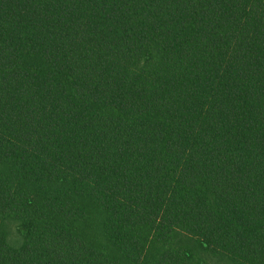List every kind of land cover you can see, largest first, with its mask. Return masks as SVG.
<instances>
[{
    "label": "trees",
    "instance_id": "1",
    "mask_svg": "<svg viewBox=\"0 0 264 264\" xmlns=\"http://www.w3.org/2000/svg\"><path fill=\"white\" fill-rule=\"evenodd\" d=\"M0 264H264V0H0Z\"/></svg>",
    "mask_w": 264,
    "mask_h": 264
},
{
    "label": "rangeland",
    "instance_id": "2",
    "mask_svg": "<svg viewBox=\"0 0 264 264\" xmlns=\"http://www.w3.org/2000/svg\"><path fill=\"white\" fill-rule=\"evenodd\" d=\"M14 226H12V233H14V235H11L10 237V242L13 244V245H18L22 242L23 240V235L22 234H27L30 230V226L29 227H23L22 228V231L20 233V230H15L16 229V225L13 223ZM15 227V229H14Z\"/></svg>",
    "mask_w": 264,
    "mask_h": 264
}]
</instances>
